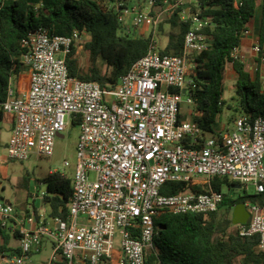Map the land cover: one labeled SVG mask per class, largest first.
I'll list each match as a JSON object with an SVG mask.
<instances>
[{"label": "built area", "instance_id": "obj_1", "mask_svg": "<svg viewBox=\"0 0 264 264\" xmlns=\"http://www.w3.org/2000/svg\"><path fill=\"white\" fill-rule=\"evenodd\" d=\"M155 0H139L130 7L117 0L114 8L124 30L150 27L147 53L113 88L70 76L66 57L73 45L90 38L84 30L70 36L51 35L41 27L24 40L23 62L29 67L30 87L15 95L9 89L2 112L13 128L6 146L9 160L25 161L32 155L52 157L56 138L79 119L80 136L72 176L73 199L66 219L35 211L18 219L12 205L0 203L2 225L21 234V254L5 255L0 264H28L30 254L52 245L48 264H146V252L157 235L155 218L173 214L212 213L223 194L192 190L163 194L168 182L208 185L215 177L229 178L246 190L264 193V118L240 115L233 131L206 132L192 119L180 121L183 97L194 105L188 73L195 68L192 54L208 49L200 19L199 0H170L164 12L154 15ZM183 7L181 19L191 24L182 55L163 54L157 29L161 15ZM248 27L241 38L249 37ZM234 50L233 56L245 57ZM260 43L252 58L264 87V55ZM185 90V93L183 92ZM64 138V135H63ZM188 142V143H186ZM71 164L65 161L64 167ZM59 173L67 176L64 170ZM199 178L204 183H199ZM42 200L46 191L35 189ZM250 218L236 226L242 237L258 236L264 252V207L245 203ZM121 237L116 247V231Z\"/></svg>", "mask_w": 264, "mask_h": 264}, {"label": "trees", "instance_id": "obj_2", "mask_svg": "<svg viewBox=\"0 0 264 264\" xmlns=\"http://www.w3.org/2000/svg\"><path fill=\"white\" fill-rule=\"evenodd\" d=\"M116 1L0 0V105L7 101L13 79L29 71L23 62L26 53L23 42L41 27L47 28L51 35L62 36H70L76 29H86L90 38L80 44L88 55L89 63L86 67L81 65L77 55L78 45H73L66 57L70 76L98 82L103 88L115 87L147 53L150 41L143 35L120 34L124 28L114 8ZM155 1L153 14L158 15L165 11L170 0ZM257 7L258 0H199V9L193 11L198 12L200 19L207 23L203 34L207 37L208 49L192 54L195 68L188 75L192 81L190 92L195 113L188 117L181 112L180 121L192 119L206 132L215 133L218 118L226 108L234 114L264 118V87L260 72L253 77L246 70L245 63L233 56L234 50L241 45L242 33L256 15ZM182 10L183 7L173 8L161 15L159 31L163 32L166 25L172 29L167 34L163 54L184 53L185 35L191 24L182 21ZM259 43L261 55H264V0ZM229 64L238 75L231 102L224 99ZM72 123L78 125L79 119H74ZM39 182L46 186L43 202L50 209V217L66 219L73 199L72 177L50 173ZM28 183V179H24V187ZM225 185L233 189L241 184L219 177L213 178L208 185L166 183L162 188L163 194L188 190L206 193L211 189L223 194V202L216 212L208 214L166 212L155 218L157 235L153 248L146 252V264H264V252L257 248L259 237L240 236L232 222L235 205L255 203L264 207V193L246 192L231 197L223 192ZM233 227L236 230L232 231ZM11 234L17 240L21 239L20 232L15 230L11 233L2 225L0 217V260L5 255L22 253L19 246H11ZM59 264L68 262L64 260Z\"/></svg>", "mask_w": 264, "mask_h": 264}, {"label": "rangeland", "instance_id": "obj_3", "mask_svg": "<svg viewBox=\"0 0 264 264\" xmlns=\"http://www.w3.org/2000/svg\"><path fill=\"white\" fill-rule=\"evenodd\" d=\"M127 1L130 7H135L138 4V0H127ZM255 17H256L255 19H257V14ZM156 31L158 35L160 34L162 46L165 47L167 44V34L172 31L171 27L169 25H166L164 27L163 32H160L158 27ZM141 33L144 34V31L140 32V28H132L130 32H127L125 30L120 31V34H128L131 36L142 35ZM151 33H152V29H150V34ZM77 55L80 58L81 65L83 67H86L89 63V60H88V55L85 53L82 44L78 45ZM247 57L248 56H246L245 59H243V62L244 61L246 62ZM104 70H106L105 67ZM246 70L247 71L251 70V66L248 67V69L246 68ZM27 73L29 74V72ZM237 79H238L237 73L233 69L232 64H229L226 70L225 92H224V99H226L227 101L231 102L232 97L235 95V85ZM13 84L14 82L12 81L11 86H13ZM187 99L188 96L183 97L181 109H182V113L190 117L195 113L194 112L195 105L188 104ZM225 112L230 113V115L233 114V112L230 111L228 108L225 109ZM63 135L64 138H56L54 155L49 158L32 155L30 159L25 161L9 160L8 157L6 156V153L2 152V155L4 157V164L1 167L2 172L0 173V184L7 188H17L21 186V183H23L24 179H28L29 183L27 187L29 189L34 190L37 189L38 187V190H40V192H44L46 191V186L44 184H41L39 180L49 175L50 172L64 170L67 176L72 177L74 175V170H75L77 145L80 136L79 125H74L72 122H70L68 129L65 131ZM65 161L70 162L71 166L65 168L64 167ZM198 180L199 183H204V179L199 178ZM223 192L230 194L231 197H238L240 195H244L246 192L252 194L255 192V189L253 186H250L248 190H246L244 187H242L241 189L238 188L230 189L228 186L225 185L223 187ZM231 230L234 231L236 230V228L233 227ZM11 236H12L11 246L13 248L18 247V242L16 241L17 239L14 238L12 234ZM115 241H116V247H119L121 242V237L119 236L118 230L116 231ZM52 250L53 248L51 243L46 242L40 253L31 256L28 264H43L44 262H48L50 260Z\"/></svg>", "mask_w": 264, "mask_h": 264}, {"label": "crops", "instance_id": "obj_4", "mask_svg": "<svg viewBox=\"0 0 264 264\" xmlns=\"http://www.w3.org/2000/svg\"><path fill=\"white\" fill-rule=\"evenodd\" d=\"M257 12H256L257 19H255L256 17H254L248 26L251 31L250 36L242 39L241 45L237 51L238 52L237 54L240 56L243 57L248 56L246 62L245 61L244 62L246 64L247 69L248 67L251 66V70L249 71L253 77L256 76L255 72L257 65L255 64L254 59L252 58V46L255 43H259L260 22L262 16V0H258ZM150 29H151L150 27H141L140 32L144 31V34L143 33L141 34L145 37H148L150 34ZM13 82L14 84L13 86H11V88L14 89L15 95H18L19 93H21L24 90H27L30 87V75L28 73L22 74L19 77L13 79ZM233 114L230 115V113L224 111L219 116L218 124L215 127L216 133L217 132L225 133L227 131L234 130L235 128L234 122L240 114H234V116ZM12 128H13L12 118L5 115L2 112L0 105V144L2 145V149L0 151V173L2 172L1 167L4 164V157L2 155V152L6 153V146L11 137ZM34 191L35 189L33 190V189H29L28 187H24L23 183H21V186L17 188H7L0 184V203L12 205L14 209V216H13L14 218L11 220L12 221L11 224L13 226H16L15 223L17 222L18 219L29 216L30 213L33 212V210L37 212L43 211L47 214L48 217L50 216L49 207L44 204L41 198L35 197L36 193ZM10 230L11 232H13L12 229ZM16 241L18 242V246H19V240ZM117 258H118V253L115 254L113 264H117ZM49 262L50 260L47 263ZM59 263L61 262H57L56 264Z\"/></svg>", "mask_w": 264, "mask_h": 264}, {"label": "water", "instance_id": "obj_5", "mask_svg": "<svg viewBox=\"0 0 264 264\" xmlns=\"http://www.w3.org/2000/svg\"><path fill=\"white\" fill-rule=\"evenodd\" d=\"M185 93V90L183 91ZM63 138V135H60ZM234 188L241 189L242 186L238 185ZM250 218V213L248 212L246 205L244 203L237 204L233 207L232 222L234 226L248 223Z\"/></svg>", "mask_w": 264, "mask_h": 264}]
</instances>
